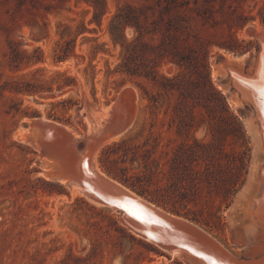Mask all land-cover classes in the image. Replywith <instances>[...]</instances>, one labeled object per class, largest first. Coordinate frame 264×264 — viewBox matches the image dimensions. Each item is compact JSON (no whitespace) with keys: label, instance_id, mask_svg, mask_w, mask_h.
Listing matches in <instances>:
<instances>
[{"label":"rangeland","instance_id":"374dc122","mask_svg":"<svg viewBox=\"0 0 264 264\" xmlns=\"http://www.w3.org/2000/svg\"><path fill=\"white\" fill-rule=\"evenodd\" d=\"M262 12L264 0H0V264H188L119 210L47 179L30 141L38 118L81 143L94 136L87 165L111 178L101 154L118 143L104 162L144 193L128 188L248 259L228 213L254 140L214 65L256 55ZM234 38L249 49L226 48Z\"/></svg>","mask_w":264,"mask_h":264},{"label":"bare ground","instance_id":"6f19581e","mask_svg":"<svg viewBox=\"0 0 264 264\" xmlns=\"http://www.w3.org/2000/svg\"><path fill=\"white\" fill-rule=\"evenodd\" d=\"M257 33L264 37V31H258ZM223 54L225 60L218 65H214V78L216 82L226 93L228 92L230 83L236 85L238 90L242 89V96L240 98L236 96L237 94L229 97V101L235 109H239V107L242 106V101L249 103L253 108L251 115L244 120L254 140V154L250 174L247 182L240 192H238V195L228 213L231 227L235 229V233L241 237H245L246 243L244 244H249V247L246 249L248 259L242 260L229 254L222 248L223 246L219 245V242L217 243L214 239V242H209L203 241V239H197L196 237L194 238L185 232L182 233V230L176 229L173 225L171 226L174 230L176 229L180 234L175 233L174 231L170 232L164 227H159L160 230H156L158 234L155 235L154 238L148 236L144 237L137 232L135 227H129L135 234L152 241L161 247H163L161 243L166 242V240L178 242L190 250L204 256L206 260L201 264H264V40H262V47L259 51L258 57L254 61L255 65L253 63L251 66L253 70L252 68H249L248 73H245L243 68V59L245 58V55L237 56L233 55V53ZM221 79H225L226 82H222ZM114 107L115 104L104 109V112L106 113L105 117L109 116V113ZM101 115H103V113ZM91 124H93L92 121ZM107 128L109 129V127ZM32 130L33 132L30 137L31 143L42 148L46 154L42 160V166L45 168L43 173L44 176L50 180H59L70 187L71 190H77L86 194L89 199L95 203L119 210L124 224L129 215L139 219L144 225L148 224L146 223L147 221H156L164 224L165 222L163 221L161 213H166L171 217L189 221L182 216H177L176 214L163 209L146 198L144 199V197L142 198L141 195L131 190L123 183L105 175L100 171L99 166L95 168L96 170L90 168L87 165L86 160L87 158L88 160L91 159V157L96 154L99 145L94 141V136L90 137L89 135L85 149L82 152H78L75 149L72 138H70L68 134H65L62 129L57 128L53 123L45 122L41 125L36 124L32 127ZM89 130V133L93 134L92 125H90ZM104 130H106V128ZM114 130L112 131L115 132L116 130ZM72 131L75 136H78L74 130ZM99 132V130L95 131L96 134H99ZM113 132H111V134ZM60 138H64L66 143L63 144L60 142ZM89 140L90 142H88ZM91 141H94V144H92ZM60 167L68 169L72 176L66 174L58 175L55 171ZM102 177L110 179L126 189L130 197L119 196L113 198V196H110L113 198L111 199L110 204H105L96 200L91 192L92 189L98 193L100 192V189L95 185V181H98ZM134 205H137L138 209ZM141 212L151 216V218L146 217ZM193 225L196 226L194 223ZM198 229L200 230L199 227ZM200 232L203 231L200 230ZM200 236L203 238L204 235L200 234ZM171 253L178 254L187 261L184 251L180 248H174Z\"/></svg>","mask_w":264,"mask_h":264},{"label":"water","instance_id":"95a60500","mask_svg":"<svg viewBox=\"0 0 264 264\" xmlns=\"http://www.w3.org/2000/svg\"><path fill=\"white\" fill-rule=\"evenodd\" d=\"M249 32L250 33L252 32L251 34H253L257 39V52H256V55H253L250 51H247L243 54L237 55V56H244L245 55V58L243 59V68H244L245 73H248L249 68L252 66L255 59L258 57L259 51L262 47V40H264V37H262L259 33H256L255 29H251V31L249 30ZM261 34H263V33H261ZM216 58H217L216 59L217 65L220 62L225 60V57L223 54H218ZM254 65H255V63H254ZM221 80H222V82H226L225 79H221ZM226 94H227L228 99H229V97H231L232 95H235V94H237L236 96L238 98H240L242 96V89L238 90L236 85H234L233 83H230L229 88H228V92ZM238 110L243 114L244 120H245L246 117H249L251 115L253 108L249 103L242 101V106H240ZM35 120L36 121H33V126H35L36 124L41 125V124L45 123L40 118L35 119ZM55 126L59 129H62L65 132V134H68L70 136V138H72V140L74 142L73 144L75 146V149L78 152H82L85 149V147H86V140L85 139L81 143V141H77L76 139H73V136L70 133V131L66 130L65 128H63L59 125L55 124ZM60 142H62L64 144V143H66V140L64 138H60ZM41 164H42V162H41ZM55 172L58 175L66 174V175L72 176V174L68 171V169H66L64 167L63 168L60 167ZM246 181H245V183H246ZM245 183H244V185H245ZM95 185L100 189L101 193L100 192L98 193V192L94 191L93 189H92L91 193H92V195H94V198L96 200H98L102 203L110 204L111 199H113L114 197H119V196L130 197V195L127 193L126 189H124L120 185L116 184L114 181H111L110 179H106V178L102 177L98 181L97 180L95 181ZM243 186H242V188H243ZM110 196H113V198ZM134 206L137 207V209H138L137 205H134ZM141 213L143 215H145L146 217L151 218V216L146 215L144 212H141ZM161 214L163 216V221L165 222L164 224L156 222V221H153V222L147 221L146 223H148V224L144 225V223L142 221H140L137 218H134L132 215H129L127 217L125 224H127L129 229L132 226L135 227L137 229V232L142 234L144 237L148 236V237L154 238L155 235L158 234V232L156 230L157 229L160 230L159 227H164L170 232L174 231L175 233L180 234L179 232L176 231V229H178V230H182V233L185 232L186 234H188L189 236H192L194 238L196 237L197 239H203V241H209V242L213 241L214 242L213 237L211 235H209L207 232H205L202 228L199 227L200 230H202L204 233L200 232L198 227H196L198 225L195 226V225H193L192 222L181 220V219L175 218V217H171L166 213L165 214L161 213ZM177 216H179V215H177ZM171 225H173V227H175L176 229L174 230V228ZM199 232H200V234L204 235L203 238L200 236ZM161 244L163 245V248L168 250L169 252L173 251L174 248H180L182 251H184L185 257L187 259V261H185V262H187L188 264H197V263L201 264L202 262L204 263L206 260V258L204 256L190 250L189 248L179 244L178 242L166 240V242H162Z\"/></svg>","mask_w":264,"mask_h":264},{"label":"trees","instance_id":"16d2710c","mask_svg":"<svg viewBox=\"0 0 264 264\" xmlns=\"http://www.w3.org/2000/svg\"><path fill=\"white\" fill-rule=\"evenodd\" d=\"M262 15H264V12L261 13ZM263 19V23H264V16L262 17ZM247 22H242L241 24H239L238 27L242 28ZM245 40L239 41L237 38H234L233 41L231 42V44H226V48H228L229 50L232 51H243V50H247L249 48H246V46L244 45ZM62 59V58H61ZM30 91V90H27ZM71 108V106H69ZM236 118V117H234ZM118 143H113L112 145H109L107 148L103 149L102 154H101V159H102V165L103 167H105V171L108 173V175L112 176L114 179L119 180L121 183L130 186L132 189L136 190L137 192H139L140 194H143L144 192V188L141 186L142 184H140L139 182L142 181V179L138 176L136 177V181L132 180L131 178H127V175L124 174L123 172H118L116 170H113V168H111L110 166H108L104 161L106 158L109 157V153L112 151V148L114 146H117ZM146 191V190H145ZM139 194V195H140ZM156 200L159 202L161 199L156 198ZM195 220H198L197 218H193Z\"/></svg>","mask_w":264,"mask_h":264}]
</instances>
